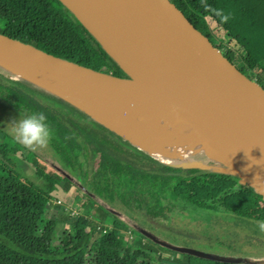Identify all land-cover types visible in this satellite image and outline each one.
I'll list each match as a JSON object with an SVG mask.
<instances>
[{
    "label": "trees",
    "instance_id": "16d2710c",
    "mask_svg": "<svg viewBox=\"0 0 264 264\" xmlns=\"http://www.w3.org/2000/svg\"><path fill=\"white\" fill-rule=\"evenodd\" d=\"M171 1L214 44L208 19L224 29L246 55V65L239 69L247 75L250 69H261L257 81L264 86V0H206L208 7L202 0ZM215 10L227 15L228 20L225 22ZM0 32L95 70L126 76L61 0H0ZM218 47L223 50V46ZM224 55L235 62L233 50L224 51ZM0 97L19 114H47L53 129L48 147L59 162L63 156L79 159L85 154L84 144L93 154L90 186L76 183L82 193L80 211L59 218L74 233L65 234L59 248L53 250L57 220L45 217L47 207L52 199L59 200V184L68 191L74 180L58 169L52 171L53 165L39 152L26 149L21 155L15 153L10 149V137L0 127V264H156L153 250L144 242L153 240L140 229L129 234L126 226L109 221L108 216H119L113 210H118L119 204L129 212L154 218L168 217L170 210L188 204L255 218V206L264 204L263 196L240 176L160 162L96 122L86 111L24 78L0 74ZM88 125L103 132L104 137L97 138ZM18 157L35 168L42 184L19 170ZM134 232L138 247L127 241Z\"/></svg>",
    "mask_w": 264,
    "mask_h": 264
},
{
    "label": "water",
    "instance_id": "95a60500",
    "mask_svg": "<svg viewBox=\"0 0 264 264\" xmlns=\"http://www.w3.org/2000/svg\"><path fill=\"white\" fill-rule=\"evenodd\" d=\"M118 63L126 76L98 71L48 53L0 32V67L86 111L93 119L160 162L240 176L264 198V86L240 70L171 0H61ZM2 74V73H0ZM94 76L120 87L146 88L191 124L217 154L209 164L163 161L146 145L147 135L129 138L111 127L77 90L80 77ZM100 120V121H99ZM211 157V156H210ZM257 175L259 177L256 179ZM141 232L166 248L233 262Z\"/></svg>",
    "mask_w": 264,
    "mask_h": 264
},
{
    "label": "rangeland",
    "instance_id": "374dc122",
    "mask_svg": "<svg viewBox=\"0 0 264 264\" xmlns=\"http://www.w3.org/2000/svg\"><path fill=\"white\" fill-rule=\"evenodd\" d=\"M208 21L214 36L215 44L223 46V53L226 50H233L236 54L234 63L238 68H243L246 65V55L242 48L214 21L210 19H208ZM2 68L0 67V73L7 74ZM260 73L261 69H250L248 71V75L255 80H257ZM19 118L20 114L0 97V127L5 130L8 136L13 123ZM87 128L91 133L95 134L97 138L102 139V137H104V133L93 126L88 125ZM8 140L11 144L10 149L15 153L17 152L18 155L27 152L25 148L15 143L11 137ZM84 145V153L86 155L82 153L77 160L73 157L67 158L63 156L59 162L60 159L53 156L54 153L49 147L34 151L39 152L47 162L53 165V168L48 165L52 168V171L58 169L64 172L70 176L75 183L68 191H63L62 184H59L60 191L56 193L59 200L52 199L47 207V214L45 217L50 220H57L53 239V250L59 248L61 239L65 234L74 233V229L59 218L63 217V214L67 212L76 213L80 211V198L82 197V193L79 194L76 183L83 186H90V180L93 177V154L90 152L88 146L86 144ZM145 151L144 149V152ZM193 158L196 162L201 164H209L213 159L204 151L195 154ZM129 159L132 162L135 161L133 157H129ZM42 160L44 161V159ZM190 162H192L190 157L180 161V163ZM16 164L19 170L25 173L29 178L42 184V179L36 174L35 168L32 165L27 164L21 157L16 159ZM100 201L106 207L111 208L112 205L107 201L103 199ZM63 207L64 210H62ZM117 207H119L118 210H113L118 212L117 216H119L116 219L114 216H108L109 221H115L117 226H126V231L129 234L132 229L146 228L157 234L160 238L172 243L207 252L223 259L234 260L233 262H225L223 264H264V232L257 226L259 221H264L263 202L255 206V218L249 216L240 217L227 211H210L191 204H188L186 208H182L181 206L176 207L168 212V217L162 216L158 218L149 217L141 212H129L120 204ZM137 239V232L133 233V237H127V241L135 247L139 246ZM144 242L150 245V248L153 250L156 264H189V262L195 264H220L218 261L214 262V260L195 255L189 256L186 253L171 252L165 249L164 246L155 242L152 243L147 240H144ZM162 259L163 261H161Z\"/></svg>",
    "mask_w": 264,
    "mask_h": 264
},
{
    "label": "bare ground",
    "instance_id": "6f19581e",
    "mask_svg": "<svg viewBox=\"0 0 264 264\" xmlns=\"http://www.w3.org/2000/svg\"><path fill=\"white\" fill-rule=\"evenodd\" d=\"M77 90L105 115L106 121H118L111 123L117 132L129 138L147 135L151 143L146 148L163 161L180 163L190 157L192 162L181 164H194L197 162L193 157L200 151L217 158L209 145L197 138L191 124L168 109L149 89L122 88L112 81L86 76L80 77Z\"/></svg>",
    "mask_w": 264,
    "mask_h": 264
},
{
    "label": "clouds",
    "instance_id": "9594fccd",
    "mask_svg": "<svg viewBox=\"0 0 264 264\" xmlns=\"http://www.w3.org/2000/svg\"><path fill=\"white\" fill-rule=\"evenodd\" d=\"M202 3L205 4V7H208L206 0H202ZM215 11L225 22L228 20L227 15H224L219 10ZM9 136L23 148L37 151L48 147L53 136V129L48 121L47 114L43 111L33 112L28 115L20 113V118L13 123ZM258 177L259 175H257L256 179ZM257 226L264 232V221H259Z\"/></svg>",
    "mask_w": 264,
    "mask_h": 264
},
{
    "label": "built area",
    "instance_id": "2783aa9c",
    "mask_svg": "<svg viewBox=\"0 0 264 264\" xmlns=\"http://www.w3.org/2000/svg\"><path fill=\"white\" fill-rule=\"evenodd\" d=\"M130 233H131V231H130Z\"/></svg>",
    "mask_w": 264,
    "mask_h": 264
}]
</instances>
